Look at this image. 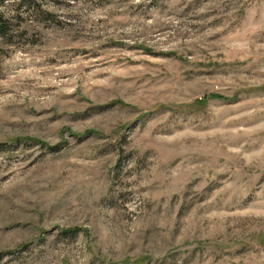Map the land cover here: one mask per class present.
Masks as SVG:
<instances>
[{"label": "rangeland", "instance_id": "374dc122", "mask_svg": "<svg viewBox=\"0 0 264 264\" xmlns=\"http://www.w3.org/2000/svg\"><path fill=\"white\" fill-rule=\"evenodd\" d=\"M7 0L0 264H264V0Z\"/></svg>", "mask_w": 264, "mask_h": 264}, {"label": "trees", "instance_id": "16d2710c", "mask_svg": "<svg viewBox=\"0 0 264 264\" xmlns=\"http://www.w3.org/2000/svg\"><path fill=\"white\" fill-rule=\"evenodd\" d=\"M7 0H0L3 5ZM30 6H35V0H26ZM13 20L8 18L4 12L0 10V59L8 56L9 47L18 43L24 31Z\"/></svg>", "mask_w": 264, "mask_h": 264}]
</instances>
